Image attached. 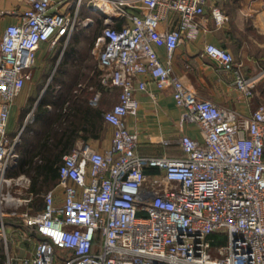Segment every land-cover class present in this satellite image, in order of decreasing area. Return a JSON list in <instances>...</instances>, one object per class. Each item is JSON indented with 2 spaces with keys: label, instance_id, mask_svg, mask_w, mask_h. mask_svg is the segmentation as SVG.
<instances>
[{
  "label": "built area",
  "instance_id": "obj_1",
  "mask_svg": "<svg viewBox=\"0 0 264 264\" xmlns=\"http://www.w3.org/2000/svg\"><path fill=\"white\" fill-rule=\"evenodd\" d=\"M83 1L63 0L60 9L58 0H27L21 21L9 24L0 42L4 250L9 249L6 220L11 218L39 236L24 264H264V103L250 115L219 106L190 90L172 68L182 30L196 34L194 18L208 5L216 22L224 21L218 0H87L103 23L92 47L102 83L120 89L118 102L104 114L114 128L112 144L98 150L86 141L77 143L63 155L57 184L42 194L32 191L29 174L14 173L24 128L10 134V108L33 78L40 46L50 42L54 47L62 40L66 47L79 27L96 22L81 17ZM140 4V12L134 11ZM171 12L181 16V27L161 29ZM16 13L0 9L2 15ZM156 44L165 46L166 62ZM204 55L224 70L236 66L233 54L215 44H206ZM262 73L248 76L238 69L232 85L251 97ZM142 74L159 89L171 85L182 110L181 126L193 123L200 129L201 140L180 136L181 156L138 150L139 134L130 130L126 117L138 112L136 92L147 90ZM33 121L31 111L27 122ZM147 167L162 173L148 178ZM58 189L62 204L56 202ZM38 196L44 202L40 209Z\"/></svg>",
  "mask_w": 264,
  "mask_h": 264
},
{
  "label": "crops",
  "instance_id": "obj_2",
  "mask_svg": "<svg viewBox=\"0 0 264 264\" xmlns=\"http://www.w3.org/2000/svg\"><path fill=\"white\" fill-rule=\"evenodd\" d=\"M58 1H60L58 7L63 9L65 7L63 0ZM87 4V0L83 1L81 17L94 18V16H84L87 11H90ZM218 4L226 14L221 24L216 22L211 14V5H208L204 14L194 18V23L197 24L196 34L190 35V28L187 27L182 30V40L173 58V72L199 97L211 99L219 106L235 109L243 115H250L259 104L264 103V0H218ZM27 8H29L27 0H1L0 9L16 10L17 13L0 14V42L6 27L12 23H19L20 14ZM141 8L140 4L134 11L140 12ZM98 17L97 21L103 27L101 16ZM121 23L117 21L116 25L120 26ZM181 25V16L171 12L168 18L162 21L160 27L172 30L180 28ZM101 35L102 29L97 30L94 40ZM71 42L67 47L62 40L54 47L50 42H44L40 46L33 78L26 82L10 108L8 129L12 136L23 128L26 130L28 126L30 132H33L32 126L38 128L45 115L51 112V121L45 125L50 124L52 132L55 133L56 127L63 122L61 114L68 109L70 119L67 124L71 129L74 128L76 135L69 143V150L66 153L81 141H86L94 148L103 150L111 146L114 136V128L105 120L104 114L118 102L120 89L104 86L101 80L102 74L96 75L93 72L88 74L86 82H92L89 91L85 89L88 84L85 82L83 92H76V88L73 87V90H70L65 97H61L56 103L53 102L58 112H55L52 102L43 101V104H40L45 90L46 72L58 66L65 56L73 62L78 61V55L81 53H85V56L89 58L94 57L93 44L92 46L78 44L70 50ZM210 43L225 48L233 54L236 61L234 69L224 70L214 60L204 55V47ZM155 48L160 59L166 62L165 46L156 44ZM238 69L248 76L263 71L256 83L253 96H244L232 85ZM140 79L148 81L147 90L136 92L139 100L138 112L126 117L130 130L139 134V152L153 156H181L183 153L178 144L180 136L186 133L201 140L200 129L193 123H185L181 126L182 110L175 101L174 89L171 85L159 89L151 81L149 74H142ZM72 85L79 87L77 82ZM111 94L112 101L108 105L107 97ZM31 111L34 112V121L27 122V115ZM47 129L49 130V128L44 130L47 131ZM51 141L58 140L53 137ZM165 141L169 143L165 144ZM27 150L28 152H22V154L19 152L20 159L32 155L33 150L31 151L30 148ZM21 162L20 160L19 166ZM18 173L22 172L18 170L16 174ZM161 173V170L156 167L146 168L148 178ZM63 199L62 190L58 189L56 202L62 204ZM43 205L44 202L37 208H43ZM6 225L9 249L8 252L5 251L0 242V264H5L9 258H11L10 264H24V260L33 254L39 236L34 228L26 227L20 220L8 218ZM224 240L223 238V242Z\"/></svg>",
  "mask_w": 264,
  "mask_h": 264
},
{
  "label": "rangeland",
  "instance_id": "obj_3",
  "mask_svg": "<svg viewBox=\"0 0 264 264\" xmlns=\"http://www.w3.org/2000/svg\"><path fill=\"white\" fill-rule=\"evenodd\" d=\"M84 16H94L96 22L89 27L78 28V30L75 32V35L71 40L72 41L71 44L69 45L70 50L73 49V47L77 46L78 44L82 46H90V45L92 46L95 32L99 29H102L100 22L97 21V19H99L98 16H100L99 13L97 14L90 10L87 11V13H85ZM67 46L68 44L66 45V47ZM91 58L87 57V55L85 56V53H81L78 55V61L73 62L66 59L65 56V58L62 59V61L59 63L58 66H55L54 69H51L49 72H46V74L44 75L46 79L45 90L43 91L41 101L43 100L44 102L48 101L50 103L51 102L56 103L58 100H60L61 97H65V95L70 93V90H73V87L74 89L76 88V92H83V90H81L82 88L77 87L76 85L73 86L72 84L74 82H77L78 84L81 83L83 84V89H84L86 83H88L86 82L88 74H90L91 72H93L94 74L98 73L99 71L98 62L95 56L94 57L91 56ZM107 100L109 105L110 101H112V94L108 95ZM53 107L55 109V112H58L57 111L58 108L56 105H54V103H53ZM68 113L69 111L68 109H66V112H64L63 115H66ZM50 121H51V112L45 115V117L42 119L41 124L39 123L38 128L36 127L37 129L31 125L32 128H34L33 132H30V129L28 128L29 126L27 127L26 130H24V132L21 135V141H20L21 143L19 145L20 154H22V151L25 150L24 147H27V145L28 148L31 149V151L34 149V146L37 145V141L39 140V137H41L40 135L44 133L45 131L44 129L51 128L50 124L45 125ZM26 152H28V150ZM19 168L20 167H18V169H16L14 173H16L19 170ZM38 206H39V202H36V207Z\"/></svg>",
  "mask_w": 264,
  "mask_h": 264
},
{
  "label": "trees",
  "instance_id": "obj_4",
  "mask_svg": "<svg viewBox=\"0 0 264 264\" xmlns=\"http://www.w3.org/2000/svg\"><path fill=\"white\" fill-rule=\"evenodd\" d=\"M99 68L96 75L101 74ZM92 83V82H91ZM86 86V90L89 91L90 84ZM82 90H84L82 88ZM85 90V91H86ZM40 104H43V100ZM40 106V105H39ZM63 122L59 123L56 127V132L53 133V129L49 128L39 137L37 145L34 146L32 155L30 157H21V163L19 171L25 172L32 177V191L36 194H42L49 189H51L55 184H57L59 179V166L62 163L63 155L69 150V143L74 140L76 133L74 128L71 129L67 124L69 122V113L66 115L61 114ZM60 118V119H61ZM55 137L57 142H52V138ZM28 142V140H27ZM20 145V144H19ZM27 147H24L23 153L27 151ZM21 156V155H20ZM36 202L40 205L43 204V198L38 196Z\"/></svg>",
  "mask_w": 264,
  "mask_h": 264
}]
</instances>
